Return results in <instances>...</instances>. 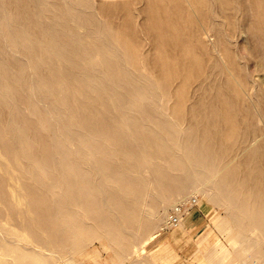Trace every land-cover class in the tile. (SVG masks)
Wrapping results in <instances>:
<instances>
[{
	"label": "bare ground",
	"instance_id": "bare-ground-1",
	"mask_svg": "<svg viewBox=\"0 0 264 264\" xmlns=\"http://www.w3.org/2000/svg\"><path fill=\"white\" fill-rule=\"evenodd\" d=\"M85 8L84 0H0V105L10 104V132L0 130V157L23 165L21 148L39 166L29 177L25 173L31 181L20 174L5 181L0 169L7 203H0V264H79L75 254L95 241L104 242L105 251L144 252L161 230L171 227L174 214L189 210L185 205L191 200V207L197 194L225 212L215 228L227 237L230 250L215 245L209 251L211 263L226 264L232 252L239 264L264 263L263 190L243 192V184L228 180L234 170L231 163L216 162V150L206 142L211 133L204 132L200 147L190 128L175 123L158 106L155 84L126 64L121 42L111 40L103 25L83 18ZM157 18L151 17L155 34L183 41L177 32H163L162 27L175 28L176 22L168 19L161 25L159 14ZM206 36L210 39L209 30L197 34L198 47L209 45ZM182 57L180 65L199 69L194 55L182 52ZM158 63L173 72L179 66L161 57ZM185 84L173 106L178 116L188 105ZM243 90L258 104L264 96L256 83ZM11 102L18 108L19 127ZM27 105L31 114L23 110ZM225 113L223 124L234 128L231 108ZM23 115L35 119V126H25ZM262 118L261 112L257 120ZM31 132L37 134L34 143ZM247 136V145L236 151L244 160L264 144L257 132ZM229 144L231 152L225 154L234 156L236 143ZM41 176L59 190L53 193L54 206L49 200L36 202ZM62 201L68 208L59 222ZM170 210L175 212L170 215ZM105 215L97 233L87 219ZM179 227L185 229V223ZM59 232L61 237H55ZM209 236L202 237L201 247ZM135 263L148 264L143 258Z\"/></svg>",
	"mask_w": 264,
	"mask_h": 264
},
{
	"label": "rangeland",
	"instance_id": "rangeland-1",
	"mask_svg": "<svg viewBox=\"0 0 264 264\" xmlns=\"http://www.w3.org/2000/svg\"><path fill=\"white\" fill-rule=\"evenodd\" d=\"M84 3L86 8L81 12L83 18L103 25L111 40L122 43L120 45L126 64L144 72L155 84L159 91L158 106L172 116L175 123L180 121L183 126L190 128L194 141L200 147L203 145L204 132L211 133L206 142L216 150L213 152L216 162L231 163L230 167L234 170L235 176H227L228 180L233 184H243L240 191L252 192L254 195L262 192L264 195V144L256 156H249L244 160L242 155H236V151L247 145L248 134L251 136L257 132L264 143V96H259L258 104L243 90L253 83L257 84L258 91L260 88L264 89V0H84ZM180 6L185 11L178 10ZM157 14L161 16V25L168 19L177 23L175 28L162 29L165 33H179L183 38L182 42L176 41L171 34L168 39H161L155 34L157 26H154L151 17L157 18ZM204 30H209L211 35L210 39L206 36L209 45L198 47L196 36ZM182 52L198 58L199 69L180 65L183 60L180 59L183 58ZM159 57L178 63L176 71L162 67L158 63ZM187 80L188 83L185 84ZM183 84L184 103L187 100L189 106L178 116L173 114V106L181 99ZM22 97H18V102L22 101ZM11 104L17 108L12 102ZM5 105L6 107L0 105V130H6L10 124V104ZM228 108H231L234 128L223 124ZM23 110L31 114L30 106H25ZM42 111L44 113L43 109ZM261 112L263 118L258 121L257 115ZM12 117L19 127L18 108L13 109ZM20 119L25 126H35V119H31L29 115H23ZM8 131L10 132L9 128ZM36 135L31 132L33 143ZM232 141L236 143L231 153L234 156H226L227 151L231 152L232 146L229 143ZM18 150L20 160L24 159L23 165L18 167L15 162L6 163L8 159L0 157V169L5 181L14 174H20L27 181H31L25 173L29 177L31 172H37L39 166L30 162L36 159L31 152L27 155L33 157L27 156L21 148ZM246 179L253 184L246 185ZM257 184L259 188H256ZM37 185L38 196L34 195L36 202L50 201L54 206L53 193L57 194L59 190L49 186L45 176L37 180ZM230 189L238 190L236 186H231ZM192 198L197 199L198 205L191 210L190 215L202 210L207 217L205 228L200 233L190 230L189 226H185V229L165 228L145 247L144 252L137 253L132 252V248L127 252H120L114 247L105 251L104 242L95 241L84 245L75 254L78 263L136 264L137 259L143 258L148 264H212L210 249L218 243L229 246L227 237L215 228L225 212L204 194H197ZM190 201L185 207L190 208ZM0 203L7 206L1 191ZM58 206L63 215L59 222H63L68 203L62 201ZM204 207L209 211L205 212ZM101 211L103 214V209ZM169 212L172 215L175 210ZM190 215L186 216L184 222ZM106 218V215L91 216L87 221L94 224L93 230L98 233L107 221ZM39 219L42 220L39 222L44 223L43 219ZM165 225L162 223L161 227L164 228ZM60 233L55 237H61L58 236ZM207 233H210V243L202 246L201 251V239ZM233 254L232 252V258L226 264H239Z\"/></svg>",
	"mask_w": 264,
	"mask_h": 264
},
{
	"label": "crops",
	"instance_id": "crops-1",
	"mask_svg": "<svg viewBox=\"0 0 264 264\" xmlns=\"http://www.w3.org/2000/svg\"><path fill=\"white\" fill-rule=\"evenodd\" d=\"M206 219L205 213L199 210L192 213L184 223L186 227H190V230L195 231V233H200L205 228Z\"/></svg>",
	"mask_w": 264,
	"mask_h": 264
},
{
	"label": "built area",
	"instance_id": "built-area-1",
	"mask_svg": "<svg viewBox=\"0 0 264 264\" xmlns=\"http://www.w3.org/2000/svg\"><path fill=\"white\" fill-rule=\"evenodd\" d=\"M192 206L189 208V210L186 213H183L182 216L174 214V216L170 219V225L171 228H177L181 223L184 222L186 219V216H188L191 212V210L198 205L197 199L192 200Z\"/></svg>",
	"mask_w": 264,
	"mask_h": 264
}]
</instances>
